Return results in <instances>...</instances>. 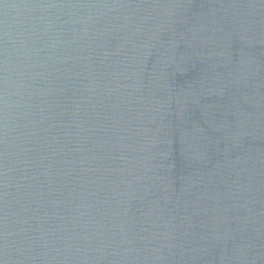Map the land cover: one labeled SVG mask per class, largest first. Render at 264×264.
I'll use <instances>...</instances> for the list:
<instances>
[{
    "label": "water",
    "instance_id": "1",
    "mask_svg": "<svg viewBox=\"0 0 264 264\" xmlns=\"http://www.w3.org/2000/svg\"><path fill=\"white\" fill-rule=\"evenodd\" d=\"M0 264H264V0H0Z\"/></svg>",
    "mask_w": 264,
    "mask_h": 264
}]
</instances>
